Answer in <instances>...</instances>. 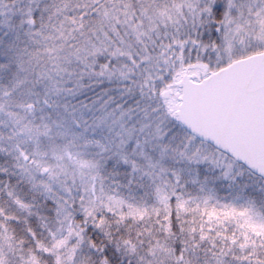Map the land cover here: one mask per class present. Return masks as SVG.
<instances>
[{
  "label": "snow or ice",
  "instance_id": "snow-or-ice-1",
  "mask_svg": "<svg viewBox=\"0 0 264 264\" xmlns=\"http://www.w3.org/2000/svg\"><path fill=\"white\" fill-rule=\"evenodd\" d=\"M0 264H264V0H0Z\"/></svg>",
  "mask_w": 264,
  "mask_h": 264
}]
</instances>
